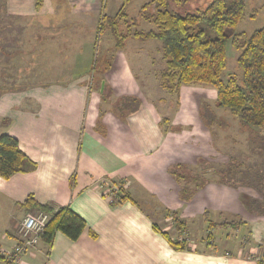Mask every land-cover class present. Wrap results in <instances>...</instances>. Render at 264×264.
<instances>
[{
  "label": "crops",
  "instance_id": "0c3cea01",
  "mask_svg": "<svg viewBox=\"0 0 264 264\" xmlns=\"http://www.w3.org/2000/svg\"><path fill=\"white\" fill-rule=\"evenodd\" d=\"M63 1L78 18L64 24L72 33L58 41L65 50L75 49L72 60H66L72 66L83 48L77 34L87 25L92 33L97 30L93 39L89 35L96 44L111 32L107 26L98 32L103 13L116 16L124 11L122 32L156 29L142 12L151 0ZM60 2L0 0L1 33L6 28L12 38L15 33H35L34 47L45 50L43 64H49L46 50L57 46L50 42L54 38L40 34L57 28L44 18L56 15L57 7L64 6ZM148 10L155 12V6ZM23 21L37 23L20 25ZM112 43L99 88L87 69L65 78L46 77L51 71L31 73L33 83L22 89L0 83V135L17 138L38 164L36 170L9 179L0 176V248L16 243L20 223L31 212L24 202L32 195L55 209L69 207L86 220L87 229L75 241L60 231L51 245L41 239L17 264H260L263 259L249 260V254L254 256L252 251L264 245V215L251 211L244 201L246 194L260 199L257 192L248 185L211 178L216 174L211 161L221 152L213 145L204 103L210 104L207 110L219 122L216 109H225L216 105L217 90L210 87V100L205 98V85L166 91L162 77L167 61L158 39L129 37L120 49L116 39ZM61 64L55 65L54 74L68 72ZM178 172L202 177L205 183L197 186L179 179ZM113 185L129 197L111 204L120 191L105 194ZM187 188H196L195 193L183 198ZM174 216L183 223L181 229ZM227 222L235 224L226 226ZM189 229L196 231L199 243L185 236ZM165 232L185 240V248H174ZM211 233L213 239L206 241ZM3 260L0 257V264H6Z\"/></svg>",
  "mask_w": 264,
  "mask_h": 264
},
{
  "label": "trees",
  "instance_id": "16d2710c",
  "mask_svg": "<svg viewBox=\"0 0 264 264\" xmlns=\"http://www.w3.org/2000/svg\"><path fill=\"white\" fill-rule=\"evenodd\" d=\"M187 2L188 0H151L143 6L144 17L156 27L150 31L130 28L127 32H122L120 24L126 13L122 11L116 16L103 13L98 32L102 33L106 26L109 27L119 49L129 37L160 40L167 61V69L162 77V86L166 91L177 93L182 85H210L217 90L219 108L228 110L244 125L264 127V26L252 34L238 30L246 16L245 0H210L204 8L180 11L179 7ZM153 5L155 12L148 10ZM229 43L239 50L237 64L241 70L240 79L235 75L227 78L223 76L229 63ZM204 105L207 122L215 123L217 116L207 110L211 108L210 104ZM206 114L210 116L206 117ZM37 167L38 164L21 149L17 138L9 133L0 135L1 177L9 179L16 173L31 172ZM183 177L188 182H197V186L205 183L202 182V177H186L184 173L178 172V178ZM194 189L183 190V198L192 197ZM128 197L124 189L120 188L111 204ZM261 198L264 201V196ZM259 200L248 198L247 205L251 210L257 211L254 204ZM24 205L31 212L41 210L49 215L42 235V240L48 245L53 243L58 231L75 241L87 229L86 220L69 207L55 209L48 204L36 202L32 195ZM262 209L258 207V210ZM174 219L181 229V220L175 216ZM234 224L227 222L225 225ZM90 232L93 237L97 236L94 231ZM166 235L174 248H185V240L173 239L168 233ZM263 261L264 259L260 264Z\"/></svg>",
  "mask_w": 264,
  "mask_h": 264
},
{
  "label": "rangeland",
  "instance_id": "374dc122",
  "mask_svg": "<svg viewBox=\"0 0 264 264\" xmlns=\"http://www.w3.org/2000/svg\"><path fill=\"white\" fill-rule=\"evenodd\" d=\"M245 1L246 16L240 23L238 30L244 31L248 34H252L255 30L264 26V0ZM110 2L111 0H109V4ZM66 3V1L61 0L60 4L64 6L57 7L56 15H54L53 17L44 18L45 21L54 24V27H57L53 28L51 32L44 31L40 34V36H49L54 38L53 40H50V42L57 46L50 50H46V54H49V58H47L49 64H43L45 61V50H43V48L34 47V38L36 35L35 33H19L20 35L15 33L13 38H19V40L15 42L16 39L12 40L13 33L9 29H4L3 33H1L0 30V83L4 84L10 89H22L23 87H26L28 83H33L31 79H33V77L35 76H33L32 74H36L37 72H42L44 74L51 71L50 74H46L45 76L49 78H65L67 76H71V74L74 72H79L81 70L85 71V69H87L85 72H90L91 77L96 79V88H99L100 83L98 79L100 76V72L103 70L106 60L110 59L112 53L111 47L113 46L112 42H114L115 39L112 33L110 32L107 33L105 36H101L100 41L96 44L94 40H89V35H92L93 39V35H96L97 30L92 33L89 26L87 25V28L84 29V33L77 34V41H82L83 47L81 48V50H78V53H81L77 54L78 56H74V59L77 61V63H75L77 64V67L75 65L72 66L70 64H66V60H72L70 54L73 52L74 55L76 51L75 49L65 50L61 48L62 44L59 42L63 40V36H70V33H72L69 32L72 29L70 28L66 30L65 25H69L70 22L78 20V18L75 17L74 14L70 15V8L68 6L66 7ZM209 3L210 0H188L186 5L183 4L179 7V9L180 11H195L199 7H206ZM153 9L154 8H150L151 11H153ZM108 11L110 12L109 9ZM26 23L32 24L35 22L23 21L19 24L23 25ZM28 34L30 38H27ZM29 40H31V42H29ZM129 48L130 46L128 47V49ZM153 51L155 53V50ZM227 52L229 57V63L223 76L227 78L230 75H235L240 79L241 70L238 68L237 64L239 50L234 47L231 43H229ZM154 55L157 56L156 53ZM62 57H68V59H61ZM59 63H62V69L68 68L67 73L66 71H62L63 73L61 74H54L52 72L54 71V68L57 67L55 65H59ZM6 74L10 75H8L7 77ZM45 83H47V81H45ZM205 86H209L207 87V89L204 90L206 95L205 98L210 100V98H212V92L210 91L211 86ZM216 110L218 112L219 122L213 123L210 128L213 133L212 138L215 150L218 149L221 154H217V156L212 159L213 161H211L212 172L216 173L211 174V178L213 180H219L221 178L222 180L228 183H232L234 185L242 184L252 187L257 192V196H259L260 200L258 203L254 204L257 211H251L259 215H264V201L261 198L262 196H264V127L244 125L237 117L232 115V113H230L228 110ZM217 158H221L222 160ZM248 198L250 197L247 194L244 195L245 202L248 201ZM259 206L263 209L258 210ZM40 211L41 210H37V212ZM189 230L187 231L188 234H185V236H192L196 240V242L199 243V238L196 236V231L193 230L192 232L191 229ZM242 232L244 234L246 233L245 231ZM248 234L249 232H247L245 236H248ZM242 236L244 235L242 234ZM211 239H213L212 234L209 238H207L206 241ZM245 245L247 246V244ZM252 252H256V254L260 253V255L254 254L253 256V253H250L249 260L252 259L255 261L258 259V257L259 261L264 259V245L261 250H256Z\"/></svg>",
  "mask_w": 264,
  "mask_h": 264
},
{
  "label": "built area",
  "instance_id": "2783aa9c",
  "mask_svg": "<svg viewBox=\"0 0 264 264\" xmlns=\"http://www.w3.org/2000/svg\"><path fill=\"white\" fill-rule=\"evenodd\" d=\"M105 194H115L120 190V186H111ZM49 215L40 212H29L26 214L21 226L16 243L8 248H0V257L3 258L6 264H17L21 261L22 256L37 246L41 241L47 224Z\"/></svg>",
  "mask_w": 264,
  "mask_h": 264
},
{
  "label": "water",
  "instance_id": "95a60500",
  "mask_svg": "<svg viewBox=\"0 0 264 264\" xmlns=\"http://www.w3.org/2000/svg\"><path fill=\"white\" fill-rule=\"evenodd\" d=\"M104 87H105V82L103 81V82H102V85H101V91H102V92L104 91Z\"/></svg>",
  "mask_w": 264,
  "mask_h": 264
},
{
  "label": "bare ground",
  "instance_id": "6f19581e",
  "mask_svg": "<svg viewBox=\"0 0 264 264\" xmlns=\"http://www.w3.org/2000/svg\"><path fill=\"white\" fill-rule=\"evenodd\" d=\"M24 218H25V217H24ZM23 220H24V219H23ZM23 220H22V222H23ZM22 222L20 223V226H21ZM20 226H19V227H20Z\"/></svg>",
  "mask_w": 264,
  "mask_h": 264
}]
</instances>
